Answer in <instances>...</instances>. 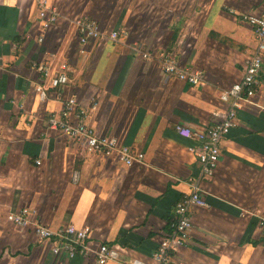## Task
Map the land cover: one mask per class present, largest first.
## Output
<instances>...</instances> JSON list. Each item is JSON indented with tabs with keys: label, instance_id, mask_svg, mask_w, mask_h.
Returning <instances> with one entry per match:
<instances>
[{
	"label": "crops",
	"instance_id": "1",
	"mask_svg": "<svg viewBox=\"0 0 264 264\" xmlns=\"http://www.w3.org/2000/svg\"><path fill=\"white\" fill-rule=\"evenodd\" d=\"M46 1L59 14L48 30L35 0H0V264H98L94 255L53 254L35 233L40 225L88 227L93 245H119V260L107 264H154L175 204L196 180L207 207L193 209L187 242L170 264H264L257 227L264 217V55L251 103L238 110L211 177L200 174L191 143L174 132L222 118L227 104L219 97L257 47L243 17L263 13L264 0ZM82 17L118 36L80 44L72 21ZM164 54L202 72L205 84L164 75ZM57 73L68 77L59 89L50 86ZM69 97L97 137L117 139L142 153V162L127 166L116 153L87 151L51 130L49 117ZM23 209L31 224L8 220Z\"/></svg>",
	"mask_w": 264,
	"mask_h": 264
},
{
	"label": "built area",
	"instance_id": "2",
	"mask_svg": "<svg viewBox=\"0 0 264 264\" xmlns=\"http://www.w3.org/2000/svg\"><path fill=\"white\" fill-rule=\"evenodd\" d=\"M37 4V19L44 30L54 26L59 14L46 0H35ZM254 28V35L257 47L254 53L247 59L243 73L239 81L233 83L224 90L219 100L227 104L226 111L222 118L212 126L204 129H195L186 125L178 124L174 127L176 136L191 144L187 150L192 153L199 166L200 174L204 177H211L219 163L221 156V143L225 136L237 124V112L244 104L251 103V99L257 86V79L262 70L264 55V12L261 14H250L243 17ZM75 32L80 44L85 45L90 41L103 39L106 36L115 40L118 32L108 34L100 30L98 23L87 18H76L73 21ZM42 41V38L40 39ZM61 70H66V64H62ZM162 73L174 77L178 81L191 86L202 87L205 79L200 71L183 69L178 61L170 54L163 55L161 65ZM45 75L48 72L45 71ZM68 83L65 73H57L50 77L52 88H62ZM41 97L44 94L40 89ZM82 113L77 111V100L69 97L64 100L62 108L52 114L48 120V127L51 130L60 132L63 136L76 142L87 151L101 153L104 155L118 154L121 161L131 166L143 160V154L135 152L129 147L120 144L115 138L97 137L91 127L81 121ZM207 207L205 192L199 180L192 183L190 192L176 202L174 207V221L170 229L158 244L153 254L154 264H170L172 254L187 242L191 228V213L195 208ZM8 220L17 226L31 224L30 211L23 209L19 214L8 215ZM257 227L264 233V217L257 221ZM35 233L41 242H48L51 245L52 253L55 255L64 254L70 259L76 256L87 257L94 255L98 264H107L119 260L121 251L116 246L106 244L93 245L90 241V229L88 227L75 228L72 225L61 226L52 230L46 226H36ZM128 264H145L139 260H132Z\"/></svg>",
	"mask_w": 264,
	"mask_h": 264
},
{
	"label": "rangeland",
	"instance_id": "3",
	"mask_svg": "<svg viewBox=\"0 0 264 264\" xmlns=\"http://www.w3.org/2000/svg\"><path fill=\"white\" fill-rule=\"evenodd\" d=\"M116 247H117L121 252H123V249H122L119 245H116Z\"/></svg>",
	"mask_w": 264,
	"mask_h": 264
}]
</instances>
